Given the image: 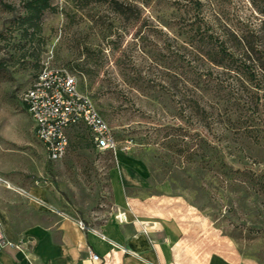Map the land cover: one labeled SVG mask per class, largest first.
<instances>
[{"label":"rangeland","instance_id":"rangeland-1","mask_svg":"<svg viewBox=\"0 0 264 264\" xmlns=\"http://www.w3.org/2000/svg\"><path fill=\"white\" fill-rule=\"evenodd\" d=\"M3 2L12 9L0 3V225L24 243L0 252V264L94 260L67 247L61 225L119 220V152L118 174L134 182L127 194L179 196L245 260L264 264V80L250 83L204 53L216 39L232 50L240 37L259 43L264 0H50L39 30L25 33L22 0ZM45 64L75 76L116 150L97 148L79 124L64 156L47 157L23 101Z\"/></svg>","mask_w":264,"mask_h":264},{"label":"crops","instance_id":"crops-1","mask_svg":"<svg viewBox=\"0 0 264 264\" xmlns=\"http://www.w3.org/2000/svg\"><path fill=\"white\" fill-rule=\"evenodd\" d=\"M116 159L120 162L111 172V183L119 220L90 228H80L69 219L62 222L68 248L98 255L97 260L76 257L73 264H250L179 196L127 194L134 182L126 183L118 174L124 170L123 154L119 152ZM57 261L64 264L66 258Z\"/></svg>","mask_w":264,"mask_h":264},{"label":"built area","instance_id":"built-area-1","mask_svg":"<svg viewBox=\"0 0 264 264\" xmlns=\"http://www.w3.org/2000/svg\"><path fill=\"white\" fill-rule=\"evenodd\" d=\"M23 101L33 121L35 137L42 143L50 160L64 156L68 146L67 130L79 124L90 130L97 148H118L113 131L90 96L78 90L75 76L64 68L47 64L40 68L25 90ZM23 243L4 235L0 225V251L10 247L21 249ZM90 257L94 260L98 258L92 252Z\"/></svg>","mask_w":264,"mask_h":264},{"label":"trees","instance_id":"trees-1","mask_svg":"<svg viewBox=\"0 0 264 264\" xmlns=\"http://www.w3.org/2000/svg\"><path fill=\"white\" fill-rule=\"evenodd\" d=\"M0 3L6 8L12 9L9 4L0 0ZM23 14L18 15L16 18L20 27L26 25L23 28V32L27 31V27L39 30L41 13L46 9H52L50 0H22ZM264 24V21H263ZM259 43L253 44L244 37H240L237 40L238 46L232 50L227 47L220 39H216L214 43L204 52L210 62L217 66H221L229 71L235 73V75H241L245 80L250 83H255L259 86V81L264 80V65L259 64L257 56H253L256 53L257 47L260 44L264 46V27ZM25 104V103H24ZM261 105L264 107V103ZM26 107V106H25ZM86 226H84L85 228Z\"/></svg>","mask_w":264,"mask_h":264}]
</instances>
